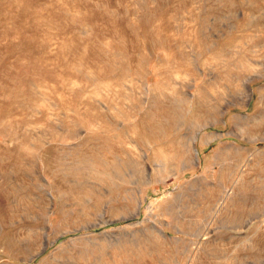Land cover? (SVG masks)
Listing matches in <instances>:
<instances>
[{
    "label": "rangeland",
    "instance_id": "rangeland-1",
    "mask_svg": "<svg viewBox=\"0 0 264 264\" xmlns=\"http://www.w3.org/2000/svg\"><path fill=\"white\" fill-rule=\"evenodd\" d=\"M0 264H264V0H0Z\"/></svg>",
    "mask_w": 264,
    "mask_h": 264
},
{
    "label": "bare ground",
    "instance_id": "bare-ground-1",
    "mask_svg": "<svg viewBox=\"0 0 264 264\" xmlns=\"http://www.w3.org/2000/svg\"><path fill=\"white\" fill-rule=\"evenodd\" d=\"M210 110V109H209ZM205 112V111H204ZM208 112V111H207ZM159 127V125H155V124H149V126H148V128H149V130H148V128L146 129L145 128V132H146V134H147V132H149L148 134H150L152 131L154 132V130L153 129H151V127ZM151 130V131H150ZM48 152H50V151H46L45 152V154H49ZM175 157H171L170 159H174ZM53 162H54V160H52ZM50 162L48 161V164H49ZM127 162H125V163H123V165L124 164H126ZM56 165H58V167H64L65 168V166H66V163L63 161V160H57L56 161V163H55ZM84 164V163H83ZM101 166H104V165H101ZM105 169H103V174H104V176H106L108 179H110V178H112V180H114V179H116V178H118V179H120L121 178V176L123 175V171H122V168H120V167H116V168H112V167H109V166H106V167H104ZM112 168V169H111ZM72 170H73V172H75V173H78V172H80V171H82V170H89V171H92L90 168H88L87 166L86 167H83L82 168V166H79V165H74V166H72ZM92 172H95V171H92Z\"/></svg>",
    "mask_w": 264,
    "mask_h": 264
}]
</instances>
